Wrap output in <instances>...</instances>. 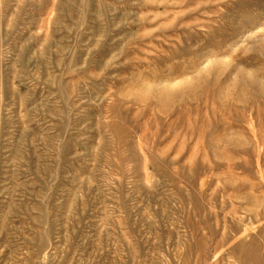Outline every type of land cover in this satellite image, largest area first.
I'll list each match as a JSON object with an SVG mask.
<instances>
[{"label":"rangeland","instance_id":"rangeland-1","mask_svg":"<svg viewBox=\"0 0 264 264\" xmlns=\"http://www.w3.org/2000/svg\"><path fill=\"white\" fill-rule=\"evenodd\" d=\"M0 264H264V0H0Z\"/></svg>","mask_w":264,"mask_h":264}]
</instances>
